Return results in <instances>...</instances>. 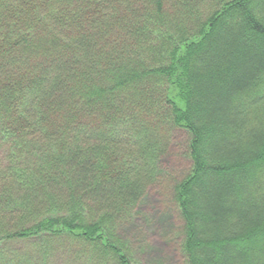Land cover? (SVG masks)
Listing matches in <instances>:
<instances>
[{
    "label": "trees",
    "instance_id": "1",
    "mask_svg": "<svg viewBox=\"0 0 264 264\" xmlns=\"http://www.w3.org/2000/svg\"><path fill=\"white\" fill-rule=\"evenodd\" d=\"M175 130L184 264H264V0H0V264H136Z\"/></svg>",
    "mask_w": 264,
    "mask_h": 264
},
{
    "label": "rangeland",
    "instance_id": "2",
    "mask_svg": "<svg viewBox=\"0 0 264 264\" xmlns=\"http://www.w3.org/2000/svg\"><path fill=\"white\" fill-rule=\"evenodd\" d=\"M186 144L185 133L175 130L170 150L159 166V181L147 191L134 216L118 228L136 264H184L179 250L181 221L171 190L189 171Z\"/></svg>",
    "mask_w": 264,
    "mask_h": 264
}]
</instances>
